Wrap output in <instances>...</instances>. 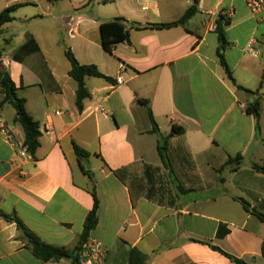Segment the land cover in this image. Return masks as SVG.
<instances>
[{"label": "crops", "instance_id": "1", "mask_svg": "<svg viewBox=\"0 0 264 264\" xmlns=\"http://www.w3.org/2000/svg\"><path fill=\"white\" fill-rule=\"evenodd\" d=\"M68 1L0 0V12L17 5L0 28V80L9 75L40 131L34 155L25 157L0 132V264H70L37 259L15 221L1 214L15 215L43 242L71 249L93 206L92 185L97 223L88 238L106 248L102 264H129L132 249L146 255L145 264H236L219 250L264 264V221L252 212L264 215V173L252 168L264 166V22L244 0H197L196 12L170 27L153 25L177 20L191 0H110L104 10ZM220 16L227 19L223 55L235 84L216 52L212 26ZM113 18L127 22L129 41L108 52L99 24ZM65 46L110 78H84L89 96L81 110ZM257 96L258 129L246 111ZM14 116L10 104L0 107L7 132L22 144ZM173 125L183 132L169 136ZM159 136H168L174 182L157 152ZM73 141L88 152L82 164L92 180ZM236 154L240 165L231 170L224 164ZM176 183L188 190L178 192Z\"/></svg>", "mask_w": 264, "mask_h": 264}, {"label": "trees", "instance_id": "2", "mask_svg": "<svg viewBox=\"0 0 264 264\" xmlns=\"http://www.w3.org/2000/svg\"><path fill=\"white\" fill-rule=\"evenodd\" d=\"M47 1L50 3H54L58 0H47ZM92 1L93 0H88V2H92ZM16 7H17L16 4L11 5V6L4 8L0 12V28L3 23L11 19L10 12ZM196 7H197V0H191V4L185 10V12L180 18L172 22L155 24L153 26L170 27V26H176V25H183L196 12V9H197ZM226 24H227V19L222 16H220L216 20L215 31L217 33V40H218L216 52L218 55L219 63L222 66L226 76L232 81V83L235 84L234 78L231 74L230 69L227 66V63L223 55L225 46L229 44V42L226 39L225 32H224V28ZM99 33H100L101 46L104 50L108 52H111L112 46L114 44L129 41V26L127 22L122 18H113L110 20H105V21L100 22ZM64 55L70 64V69L68 71V74L69 76H71V78L76 83L75 106L77 107V109L81 110L83 100L89 96V93L85 87L84 78L86 76L104 78L105 80H110V78L108 76L103 75L94 64H80L76 60L75 56L73 55L69 47H66V46L64 47ZM237 86L245 90L249 94H256V91L255 92L250 91V90L244 89L243 87L239 85ZM0 93L2 94V97L0 99V107L4 103H8L14 108L15 110L14 120L20 124L23 130V134H24L23 145L26 147L28 154H30L31 156L34 155L35 150L38 146V138L40 136L39 125H38V122L34 120L26 111L25 106H24V99L17 96L15 84L10 79L7 73H4L0 80ZM140 102L147 109V113L149 115V118H150V121L153 127L152 130L158 133L157 126L153 119V116H152L147 100L140 99ZM246 111L253 115V117L256 120V128L258 129L257 119L260 114L259 113L260 112V101H259L258 96L253 98L252 101L248 102ZM182 132H183L182 127L173 125L169 136L173 134H181ZM167 138L168 136L158 137L157 152L159 154L161 162L168 169L169 175L171 177L173 171H172L170 161L167 155V147H166ZM72 146H73V151L77 157V160L80 163L81 169L92 180L89 170L84 169V165L82 164V161L88 157V152L84 148L79 146L77 143H75L74 141L72 142ZM240 161H241V155L236 154L233 158H228L224 165L225 166L231 165V170H235L239 167ZM252 168L255 169L256 171L264 173V166L262 165L253 164ZM145 174L148 175L149 172L145 170ZM174 180L175 178L171 177V181L174 182ZM175 186L178 192H185L188 190L179 183H176ZM91 189H92V195H93V206L88 211V213L86 214L84 218L82 230L79 234L76 245L73 246L71 249H67L62 246H55V245H51V244L43 242L30 229H28L15 215H12V216L6 215V214H1V215L9 220L15 221L17 230L19 231L20 238H22L25 241L27 248L40 261L45 262L49 260H59L63 258V259L69 260L70 264H79L78 256H79L80 250L82 249V244L87 240L89 236V232L95 227L97 223L96 210H97L98 202L94 194L93 185ZM239 201L241 202V204L243 205L245 209H248V204L243 199H239ZM252 212L261 221H264L263 214L255 212L253 210ZM224 232H226V230H221V228L219 227L217 231V235L222 236ZM219 251H221L225 256L230 258L236 264H245L242 259L234 257L233 255L223 250H219ZM145 262H146L145 254H143L142 252L136 249L131 250L129 264H145Z\"/></svg>", "mask_w": 264, "mask_h": 264}, {"label": "built area", "instance_id": "3", "mask_svg": "<svg viewBox=\"0 0 264 264\" xmlns=\"http://www.w3.org/2000/svg\"><path fill=\"white\" fill-rule=\"evenodd\" d=\"M101 2L110 1V0H99ZM245 6L247 7L248 11L254 15L258 16L259 19L264 22V0H244ZM216 24H213V29H215ZM67 33L71 34L72 29L68 28ZM116 85H122L124 80L122 79L121 75L118 74L115 78ZM97 110L104 116L107 117L106 111L100 106H97ZM56 115L59 114V111L54 112ZM0 132L3 133L6 137V140L14 147L16 150V155L20 157H25L28 155L26 147L22 144H18L12 135L7 132V127L4 123V120L0 117ZM42 133L50 134L51 129L50 127H44L42 129ZM106 255V248L102 243L96 241L94 239H89L82 244V249L79 252L78 262L79 264H102Z\"/></svg>", "mask_w": 264, "mask_h": 264}, {"label": "rangeland", "instance_id": "4", "mask_svg": "<svg viewBox=\"0 0 264 264\" xmlns=\"http://www.w3.org/2000/svg\"><path fill=\"white\" fill-rule=\"evenodd\" d=\"M59 2V4L58 5H62L63 7H68L70 4H69V1L68 0H58ZM57 2V1H56ZM109 1H107V2H105V3H103V2H99V1H97V0H95V1H92V2H90L89 4H88V6H93V8H94V10H104V9H107V8H109ZM27 7H29V6H27ZM37 23V21L35 20V21H33L30 25H31V27L34 25V24H36ZM30 25H28V26H30ZM60 33V34H59ZM61 33L63 34V31L61 30V31H57V34H59V36L61 35ZM65 59V58H64ZM66 61V60H65ZM68 61V60H67ZM66 61V63H68Z\"/></svg>", "mask_w": 264, "mask_h": 264}, {"label": "water", "instance_id": "5", "mask_svg": "<svg viewBox=\"0 0 264 264\" xmlns=\"http://www.w3.org/2000/svg\"><path fill=\"white\" fill-rule=\"evenodd\" d=\"M85 166H86V168H89V165H88V163L85 161ZM212 248H215L214 246H212Z\"/></svg>", "mask_w": 264, "mask_h": 264}]
</instances>
